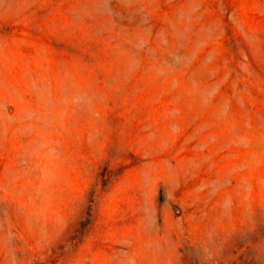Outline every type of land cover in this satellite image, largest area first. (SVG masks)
<instances>
[{
	"label": "rangeland",
	"instance_id": "obj_1",
	"mask_svg": "<svg viewBox=\"0 0 264 264\" xmlns=\"http://www.w3.org/2000/svg\"><path fill=\"white\" fill-rule=\"evenodd\" d=\"M0 264H264V0H0Z\"/></svg>",
	"mask_w": 264,
	"mask_h": 264
}]
</instances>
